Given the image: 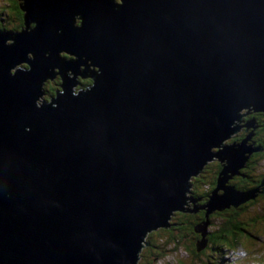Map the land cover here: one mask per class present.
<instances>
[{
	"label": "water",
	"instance_id": "water-1",
	"mask_svg": "<svg viewBox=\"0 0 264 264\" xmlns=\"http://www.w3.org/2000/svg\"><path fill=\"white\" fill-rule=\"evenodd\" d=\"M21 8L26 29L0 31V264H136L145 232L169 224L212 159L223 163L213 194L254 197L228 182L248 136L226 140L243 108L264 111V0ZM74 56L83 76L87 59L98 66L77 94ZM58 73L56 105L37 106Z\"/></svg>",
	"mask_w": 264,
	"mask_h": 264
},
{
	"label": "trees",
	"instance_id": "trees-1",
	"mask_svg": "<svg viewBox=\"0 0 264 264\" xmlns=\"http://www.w3.org/2000/svg\"><path fill=\"white\" fill-rule=\"evenodd\" d=\"M4 1H6L7 3H6V6H4L0 10V13L6 14V16L10 15V16L16 17L20 19L21 23H20V26L17 25L16 28L6 27L2 25L0 26V31H13L15 29L22 27L24 25V13L25 12L21 8L20 0H4ZM10 8L13 9L14 12H9ZM76 21L80 22L78 18L76 19ZM62 54L65 57L70 56V54L67 52L66 53L63 52ZM55 73H56V69H55ZM87 73L88 75L84 77L79 74L76 75L75 79L77 81V84L74 86V89L76 91H78L79 89L83 87L87 88V86L93 82L94 77L92 76V74L94 72L93 71L90 72L89 70ZM45 81L43 82V88L46 90L45 84L48 81L46 82ZM60 83H61V77L58 74H55V76L52 77V80L49 86V90L51 92L50 95L55 96L56 91L59 89ZM257 111H259V112H256L258 115L256 116L252 124L254 127L251 126L250 128L253 131V136L251 140H255L254 142L250 144V147L252 148V150L249 153V156L246 159L244 166H241L239 168V173L234 174L232 178L228 180L229 183L233 182L234 184L233 183L231 184L240 190H246V189L250 190L249 188H252L257 185L259 186V188H261L259 184L261 182L264 183V167H263L264 166V112L260 110H257ZM229 139H227L226 141H234V140L237 141L241 138L233 137ZM222 165L223 163L217 158L212 159L204 165V167L200 170L198 174L191 176L190 181L193 183L191 187V193L196 195L198 198H201V195H204V193L206 194V196L203 199H200L202 202H206L208 200L207 191H209L211 187L217 182V178H218L220 170L222 169ZM203 174L205 175V177H202ZM200 178H205L204 179L205 181L209 178H211L212 180L211 183L205 182V185L208 188L204 189V191L203 189H200V187H196L195 185L196 180L198 181V179ZM204 180H202V182ZM259 180H260V183L258 182ZM251 182H256V183L253 184ZM261 185L263 184L261 183ZM263 196H264V191H260L257 193V196L255 195L254 197L248 198L247 200L240 203V205L238 206L233 205V206L225 207L223 209L225 210V212L223 215L221 214V216H220V210L217 212L215 211V212H210V213H207L208 211H206L205 213L204 210L196 211V217L201 218L202 220H205L206 222L211 221V220L214 221V218H215V221L211 222V223H214L215 227L209 230L210 234H208L209 239L207 241V244L204 245L201 249L198 250L196 248V244H195V247H191L190 245H185L186 249L195 253L196 255L198 254L199 251L202 252V255L207 253L206 246L209 244L210 245L212 244L217 249H226L230 246L229 242L230 243L236 242V239H237V236L235 234L236 231L247 234L252 238H256L257 240H260L261 235L258 233L255 227V226H258L257 224L258 219H257V214L254 209L258 207V203L260 202L261 197ZM230 212L232 213L231 215L229 214ZM177 213L181 214L179 210H176L174 212V214H177ZM188 213L189 214H187V218L194 220L192 219L191 216H195V214L191 215L192 213L191 211H189ZM176 218H178L179 220L177 222L179 225L178 227L182 230L183 233L186 234L187 231L190 229L189 227L190 220H188L187 222L186 220L187 218L183 216H180V217L174 216V220ZM193 223L196 224L195 222ZM171 227H172V224L166 225V226H158L154 228L152 231L150 230L147 233L146 239L142 246V250L141 252H139V254H141L140 256L141 259L143 257L142 264H153L152 260H154V257L152 258V256L158 255L159 252L161 251L159 246H161V244L163 243L162 239H165V245L167 244L169 245L170 243L174 244L175 242L177 244L179 242V238H177L174 231H173L174 238L170 239V234L172 233ZM191 231L192 230L190 229V232ZM164 232H166L165 237L162 238ZM199 235L200 233L197 234L196 239H198ZM151 236L160 238V241L153 239ZM244 238H249V237L245 236ZM150 247L156 248L152 251L151 254H149V250H148V248ZM143 251L146 254L148 252V255L146 256L142 255Z\"/></svg>",
	"mask_w": 264,
	"mask_h": 264
},
{
	"label": "rangeland",
	"instance_id": "rangeland-1",
	"mask_svg": "<svg viewBox=\"0 0 264 264\" xmlns=\"http://www.w3.org/2000/svg\"><path fill=\"white\" fill-rule=\"evenodd\" d=\"M20 2L22 3V0H20ZM6 3H7L6 1L0 0V10L4 6H6ZM9 10H10L9 12H14V10L11 8ZM78 19H81V18H78ZM20 23H21L20 19L10 16V15L6 16V14L0 13V26L4 25L6 27L16 28L17 25L20 26ZM60 53H62V51ZM18 65L20 64H17V66ZM12 70H14V67L12 68ZM58 75L61 77L60 73H58ZM46 79L45 80L49 82L48 83L44 80L46 82L45 84L46 90L43 89L41 95H39L35 99L39 104H41L42 101H46L49 104H53V100H51L52 95H50L51 92L49 90V86H50L52 79L50 78H46ZM59 88H60V85H59ZM244 110L246 109L243 108L241 111L243 112ZM239 150L240 149H238L237 151ZM202 177H205V175L203 174ZM204 179L205 178H200L198 179V181L196 180V183H195L196 187H200V189H203V191L204 189L208 188L205 185V182H210V183L212 182L211 178L207 179L206 181ZM202 180L204 181L202 182ZM258 182L260 183V180ZM251 183L255 184L256 182H251ZM261 183L263 185H261ZM261 183L259 185L261 186V188L262 186L264 188V183L263 182ZM215 186H216V183L211 187L209 191H207L208 197H209V194L211 193L213 194V192L215 191L214 189ZM233 187L237 189L235 186ZM261 188H259V186L257 185L249 189H252V192L254 194L256 193L255 195L257 196V193L262 191ZM227 192L228 194L223 197L219 193L213 194V196L217 197L220 201L214 204L211 203V206L208 205V203L202 202L200 200L206 196L205 193L204 195H201V198H198L194 194H190V197L187 199V202L184 203L183 208H180L178 210L181 212V214L185 213L187 210L195 211V212L204 210L205 213L207 210H208L207 213L215 212V211L217 212L220 210V216H221V214L223 215L225 212V210H223L225 207L233 206V205L234 206L240 205V203H242L241 197L245 196L244 194H239L238 192L234 191L232 188H229ZM188 204H192L194 209H192L191 207L187 208L189 206ZM254 210L257 214V219H258L257 221L258 226H255V227L258 233L261 235L260 240H257L256 238H252L247 234L236 231L235 232L237 236L236 242H233V243L229 242L230 246L228 248L217 249L212 244L211 245L209 244L206 246L207 253L203 255L201 251H199L198 254L196 255L195 253L187 250L185 245H190L191 247H195V244H196V248L198 250L201 249L203 245H206L209 239V235H208L210 234L209 230L215 227L214 223H211L215 221V218H214V221L211 220V221L206 222L205 220H202L201 218H197L196 214L195 216H191L192 219H194V220H190V224H189L190 225L189 227L192 231L190 232V229H189L187 233L185 234L178 227L179 226L177 223L179 221L178 218L174 220V216L180 217L181 214L179 213L174 214V211H175L174 210L170 215L171 218L169 219L170 222L168 224V225L172 224V227H171L172 233L170 234V239L174 238L173 236V231H174L177 238H179V242L177 244L175 242L174 244L170 243L169 245L168 244L165 245V239H162L163 243L161 244V246H159L161 251L159 252L158 255L152 256V258L154 257V260H152L153 264H264V196L261 197V200L258 203V207H256ZM229 214L231 215L232 213L230 212ZM193 222H195L196 224H194ZM153 229L154 228H151L147 231H150V230L152 231ZM165 233L166 232H164L162 238L165 237ZM198 233H200V235L198 236V239H196ZM245 236L249 238H244ZM151 237L157 241H160V238H157L154 236H151ZM143 244L144 242L142 240L141 245ZM154 249L156 248L155 247L148 248L149 254H151ZM142 255L146 256L148 255V252L146 254L143 251ZM140 256L141 254H139V257L137 259L138 264L143 263V257L141 259Z\"/></svg>",
	"mask_w": 264,
	"mask_h": 264
},
{
	"label": "flooded vegetation",
	"instance_id": "flooded-vegetation-1",
	"mask_svg": "<svg viewBox=\"0 0 264 264\" xmlns=\"http://www.w3.org/2000/svg\"><path fill=\"white\" fill-rule=\"evenodd\" d=\"M78 18V17H77ZM79 20H81V19H79ZM79 22L77 21V24H78ZM25 28V24L22 26V27H20V28H18V29H15V31H10V32H19V31H21V30H23ZM13 40L12 39H10V40H8L7 41V43H10V42H12ZM63 53V52H62ZM32 56V54L30 53L29 54V57H31ZM74 59V57H72V60ZM17 67H20V68H29V65L26 63V62H23V63H21L20 65H18ZM57 68V67H56ZM56 68H54V69H56ZM15 70V69H14ZM13 70V71H14ZM77 70H79L80 72H82V70H83V65H81L79 68H77ZM88 74V73H87ZM82 76V75H81ZM84 77V76H83ZM49 78V77H48ZM46 79V78H45ZM57 83V82H56ZM93 83V82H92ZM92 83H90L89 85H91ZM88 85V86H89ZM87 86V87H88ZM44 88L42 87V90H43ZM76 91V90H75ZM54 96H52L51 98H53ZM246 110H244L243 111V116L241 117V119H243L244 121L242 122V124H241V127L235 132V134H234V138H237V137H240V138H242V137H245V136H248V139H247V143L250 145L252 142H254L255 140H251V138H252V136H253V131H252V129H250L251 128V126H253L252 124H253V121L255 120V118H256V116L258 115L256 112H259V111H257V110H254L253 108H245ZM254 111H255V113H254ZM264 112V111H263ZM254 127V126H253ZM189 207H191L192 209H194L193 208V206L192 205H190L189 204V206H188V208ZM189 211L187 210L185 213H183V214H181V216H183V217H185V218H187V214H189L188 213ZM192 213H191V215H194V214H196V212L195 211H191ZM187 220V222H188V220H191V219H189V218H187L186 219Z\"/></svg>",
	"mask_w": 264,
	"mask_h": 264
},
{
	"label": "bare ground",
	"instance_id": "bare-ground-1",
	"mask_svg": "<svg viewBox=\"0 0 264 264\" xmlns=\"http://www.w3.org/2000/svg\"><path fill=\"white\" fill-rule=\"evenodd\" d=\"M115 1H117V0H115ZM22 4H24V0H22ZM76 18L77 17H75V21H74V25L75 24H77V21H76ZM26 29V25H25V28L23 29V30H25ZM23 30H21V31H23ZM20 32V31H19ZM8 40H10V39H6L5 40V42L7 43V41ZM13 40V39H12ZM31 52H27V57L28 58H32V56L31 57H29V54H30ZM76 59H78V58H76L75 56H74V59L71 61V63H72V66H73V68H74V70H75V73H77L76 75H81L82 74V72H80L79 70H77V68H79L81 65H83L81 62H77L76 61ZM79 60V59H78ZM23 62H26V61H21V62H19V63H17V64H21V63H23ZM28 65H29V63L28 62H26ZM17 64H15V66H13L14 67V69H16V67H17ZM13 67H11L10 69H9V72L10 73H13L14 71L12 70V68ZM29 67H30V65H29ZM57 66H54L53 67V69L54 68H56ZM23 69H28V68H23ZM97 69H98V66L95 64V63H93L90 59H87V72L90 70V72L91 71H93L94 73L92 74V76L95 78V75H96V72H97ZM88 75V74H87ZM83 76V75H82ZM45 80V79H44ZM44 80L42 81V87H43V82H44ZM92 85V84H91ZM90 86V85H89ZM88 86V87H89ZM87 87V88H88ZM86 89V88H85ZM85 89H83V90H85ZM72 93H74V94H77L78 93V91H75V89H74V87H73V91H72ZM51 100H53V104H51V105H56V97H53ZM35 103L37 104V106H40V104L35 100ZM48 103V102H47ZM215 201H217V199L215 200ZM149 231H146L145 232V234H144V237H143V242L145 241V239H146V235H147V233H148ZM141 244H142V241H141ZM142 246L143 245H141L138 249H137V252H136V254H137V258H136V260H135V263L137 262V259H138V257H139V252L142 250ZM140 248H141V250H140ZM137 264H138V262H137Z\"/></svg>",
	"mask_w": 264,
	"mask_h": 264
}]
</instances>
